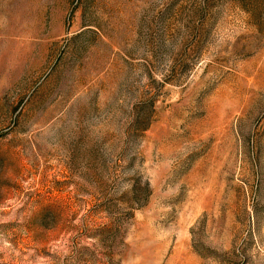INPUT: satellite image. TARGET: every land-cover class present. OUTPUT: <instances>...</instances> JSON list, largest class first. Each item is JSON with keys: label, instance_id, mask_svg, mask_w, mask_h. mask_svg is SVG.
Here are the masks:
<instances>
[{"label": "rangeland", "instance_id": "374dc122", "mask_svg": "<svg viewBox=\"0 0 264 264\" xmlns=\"http://www.w3.org/2000/svg\"><path fill=\"white\" fill-rule=\"evenodd\" d=\"M0 264H264V0H0Z\"/></svg>", "mask_w": 264, "mask_h": 264}]
</instances>
